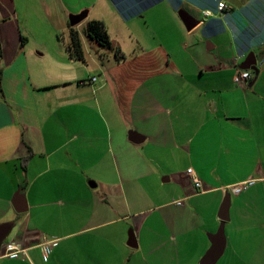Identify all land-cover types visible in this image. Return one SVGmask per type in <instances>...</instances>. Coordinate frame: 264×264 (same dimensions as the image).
Here are the masks:
<instances>
[{
  "label": "crops",
  "instance_id": "0c3cea01",
  "mask_svg": "<svg viewBox=\"0 0 264 264\" xmlns=\"http://www.w3.org/2000/svg\"><path fill=\"white\" fill-rule=\"evenodd\" d=\"M250 53L259 73L238 85ZM0 78V264H201L228 193L222 256L264 264V0H0Z\"/></svg>",
  "mask_w": 264,
  "mask_h": 264
},
{
  "label": "water",
  "instance_id": "95a60500",
  "mask_svg": "<svg viewBox=\"0 0 264 264\" xmlns=\"http://www.w3.org/2000/svg\"><path fill=\"white\" fill-rule=\"evenodd\" d=\"M88 15V11H82L77 14H71L70 24L72 26H76L79 23H81ZM180 17L185 22L188 29H191L195 24H197V20L187 11L181 9L179 11ZM243 68L251 69L255 71L256 75L259 73V69L257 67V60L255 53H250L243 65ZM140 135L136 132L130 133V139L139 143L141 140H139ZM142 138V137H141ZM23 194L18 193V195L14 198V206L18 212H24L27 210V207L22 206L21 204V198ZM230 204H231V198L230 194L228 193L227 196L224 198V201L221 205L219 216L222 219L223 223L221 224L219 230L217 233L213 235L211 238V246L205 253L204 257L201 260V264H217L218 260L221 258V256L224 253L225 247H226V235H225V221L229 220L230 218ZM13 228V224L10 222H5L0 225V247L3 245L5 239L7 238L8 234ZM128 244L132 247L137 246V241L135 235L132 233L130 234Z\"/></svg>",
  "mask_w": 264,
  "mask_h": 264
},
{
  "label": "trees",
  "instance_id": "16d2710c",
  "mask_svg": "<svg viewBox=\"0 0 264 264\" xmlns=\"http://www.w3.org/2000/svg\"><path fill=\"white\" fill-rule=\"evenodd\" d=\"M85 33L91 40L97 42L103 47L114 48L118 59L125 57V54L121 51L120 47L114 46L108 30L102 20L91 19L87 22ZM70 40L66 44V49L69 55L77 60H84V48L83 42L79 30L70 24L69 27ZM0 90H1V78H0Z\"/></svg>",
  "mask_w": 264,
  "mask_h": 264
},
{
  "label": "built area",
  "instance_id": "2783aa9c",
  "mask_svg": "<svg viewBox=\"0 0 264 264\" xmlns=\"http://www.w3.org/2000/svg\"><path fill=\"white\" fill-rule=\"evenodd\" d=\"M226 6L225 2H220L219 3V8L222 10ZM206 15H211L212 12L210 10L205 11ZM251 72L248 69L245 68H238L237 72L234 75V81L238 85H243L248 82V80L251 78ZM97 80V76L92 77V81ZM187 173L191 176L194 184L199 190L204 189L203 182L201 178L199 177L198 173L195 171L194 168L190 167L187 170ZM248 181L236 184L232 186V189L236 193H240L243 189L247 188ZM52 243L47 244L46 247L43 248V255L45 259H47V256L49 254V248L52 246ZM5 248V255L7 256H19L24 250L21 248L20 244L15 243V242H8L4 245Z\"/></svg>",
  "mask_w": 264,
  "mask_h": 264
},
{
  "label": "rangeland",
  "instance_id": "374dc122",
  "mask_svg": "<svg viewBox=\"0 0 264 264\" xmlns=\"http://www.w3.org/2000/svg\"><path fill=\"white\" fill-rule=\"evenodd\" d=\"M107 49V47H104ZM250 244H252L253 248H255L257 246V243H259V241H249ZM239 250H241V248L239 247ZM217 264H236L233 262H227V256H222V258L218 261Z\"/></svg>",
  "mask_w": 264,
  "mask_h": 264
}]
</instances>
